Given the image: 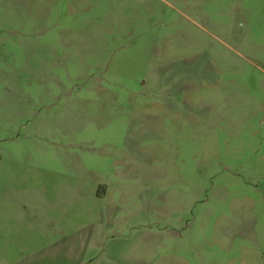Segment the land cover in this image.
<instances>
[{
	"label": "rangeland",
	"instance_id": "1",
	"mask_svg": "<svg viewBox=\"0 0 264 264\" xmlns=\"http://www.w3.org/2000/svg\"><path fill=\"white\" fill-rule=\"evenodd\" d=\"M0 264H264V0H0Z\"/></svg>",
	"mask_w": 264,
	"mask_h": 264
}]
</instances>
